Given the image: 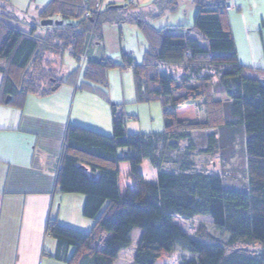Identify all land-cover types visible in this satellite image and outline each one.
<instances>
[{"label": "trees", "instance_id": "trees-1", "mask_svg": "<svg viewBox=\"0 0 264 264\" xmlns=\"http://www.w3.org/2000/svg\"><path fill=\"white\" fill-rule=\"evenodd\" d=\"M86 1L85 10H92L97 0ZM176 1L156 0L155 6L174 11ZM82 2L53 0L25 30L10 23L14 12L0 0V59L5 62L0 71L6 95L54 91L62 80L65 53L82 62L85 81L104 84L107 70L118 65L87 59L89 44L103 24L127 23L140 26L147 42L141 64L123 57L136 99L162 97L168 107L161 133H127L128 117L116 105L110 106V135L77 125L67 128L56 184L61 193L83 195V215L94 222L85 233L47 221L46 232L64 249L73 247L68 264H114L130 245L134 229L140 234L130 264H158L177 248L190 255L179 264H264V70L238 61L227 0H194L198 8L192 27L160 28L148 27L141 13H132L129 1L88 18ZM49 18L61 23L40 24ZM37 28L45 33L35 34ZM161 68L176 73L162 76ZM37 77L46 81L44 87L35 84ZM189 104L205 114L203 121L178 117ZM194 132L204 134L201 152L209 155L220 144L238 142L245 179L227 183L217 173L191 169L186 160L168 170L164 154L177 150L180 140L191 149ZM169 139L173 141L167 143ZM143 161L156 170L154 179L140 171ZM127 178L130 185L123 186ZM196 216L209 217L224 239L202 225L187 230L178 220Z\"/></svg>", "mask_w": 264, "mask_h": 264}, {"label": "crops", "instance_id": "crops-1", "mask_svg": "<svg viewBox=\"0 0 264 264\" xmlns=\"http://www.w3.org/2000/svg\"><path fill=\"white\" fill-rule=\"evenodd\" d=\"M4 1L14 12L15 19H10V23L28 30L32 19L38 18L53 0ZM127 1L101 0L103 9L125 5ZM132 1L131 6L137 13L148 15L152 8L157 9L156 0ZM58 2L79 4L80 0ZM157 16L158 13H153L150 18ZM253 18L261 24L259 35L246 30L247 53L238 57V61L252 69L264 70V14ZM139 29L142 31L140 26ZM44 33V29L35 30V34ZM138 38L136 35L134 44L127 42L121 27L109 23L102 25L100 35L90 42L86 57L94 61L109 60L118 65L107 70L104 84L82 82L81 75L65 80L63 77L68 71L63 70L61 64L62 80L54 91L43 95H6L4 75L0 71V264H68L73 247L64 249L58 244L57 239L45 230L47 221L53 220L85 233L93 227V220L83 215L85 197L61 193L56 184L65 134L70 125L110 135V106L116 105L121 106L128 117L126 131L129 134L163 132L165 103L161 99L138 102L132 75L123 68V57L129 53L136 64L143 62L147 42L143 37ZM123 41H126L125 51L121 46ZM109 43L120 51L119 63L107 57L111 55L105 52ZM137 46H141L140 54L136 52ZM3 66L5 62L0 59V68ZM127 184L130 185V180ZM139 234V229L131 232V243L134 239L138 242ZM129 248L130 245L118 253L114 264L119 261V264H126L124 260L121 262V257L127 253L132 263L135 252L129 253Z\"/></svg>", "mask_w": 264, "mask_h": 264}, {"label": "rangeland", "instance_id": "rangeland-1", "mask_svg": "<svg viewBox=\"0 0 264 264\" xmlns=\"http://www.w3.org/2000/svg\"><path fill=\"white\" fill-rule=\"evenodd\" d=\"M227 2L228 4L233 3L234 6L233 10L228 11V16L235 43V49L238 55L237 57L242 58L247 53L245 44L246 30H250V33H254L255 36L259 35V29L261 28V24L260 22L255 20L253 16H263L264 0H227ZM133 4L134 2L132 1L131 5ZM197 8L198 7L195 4L194 0H177L176 9L174 11H160L158 8L156 10L152 8L148 15L145 14V12H142L141 14L143 20L148 24V27L150 28H160L165 26L175 27L181 24L192 27L196 16ZM136 10L137 9H135V7L131 8L132 13H135ZM153 13H158V16L155 18H150ZM254 26L256 27L252 29V27ZM120 27L122 28V33L124 34L127 42H132L134 44V39L136 38V35L139 36L138 39H142V37L143 39H145L143 31H141L137 25L123 23V25H121ZM126 41L121 42L123 51L126 50L124 49L126 47ZM130 46L134 47L133 45ZM116 49V45H110L109 43L106 44L105 52L107 54H111L107 56L108 58H111L114 62L119 63L121 53ZM136 52L140 54L141 46H137ZM53 57L54 56H52V58ZM62 61L63 70L68 71L67 74L63 77L65 80H67V78L70 79V77L75 79L74 77H77V75H81L82 82L84 81L82 67H80V65H82V62L80 60L74 58L68 53H65ZM123 68L125 69V66H123ZM171 70V74L175 75V68H166L165 70L161 69L160 74L162 76H165L169 74ZM39 79L40 78L37 77L35 84L44 87L46 85V81H40ZM218 97L221 99H226L221 94L218 95ZM160 99L161 102L165 103L164 110H166V107H168V102H166L165 99L162 97ZM178 117L180 119H198L203 121L205 119V114L200 109H197L194 104H189L179 109ZM171 141H173V139H169L167 143ZM193 141L194 144L191 149L187 148L189 144L187 140L177 141V150L171 152L169 151V153L166 152L167 154H164L168 155V162H165L164 166L168 170H176L178 167L177 163L181 160H186L189 163L190 167H192L191 169L206 173H217L221 175L224 181L227 183L233 184L236 180L237 182H240L241 179H245V160L241 150L242 147L238 142H225L222 145L220 144L217 147L216 153L209 155L201 152V149H203L205 146V138L203 133L194 132ZM172 160H175L176 162L174 163L172 162ZM140 170L150 180L153 179L154 176H156V170L146 161L143 162L142 166H140ZM128 181V178L122 179V185L124 186L128 183ZM178 220L179 223H181V225L187 230H193L196 229L198 226L202 225L206 228L209 233L213 234L214 236H217L221 240L224 239V236L221 234L220 231L214 228L211 219L208 217L196 216L191 219L178 218ZM133 241L134 242L130 244L129 248V253L131 254H133L132 252H135L137 248V241L135 239ZM189 257L190 255L188 253L177 248L170 255L161 259L158 264H179L182 260L187 259ZM121 258V262H123L124 260L126 264L130 263V254H124Z\"/></svg>", "mask_w": 264, "mask_h": 264}, {"label": "built area", "instance_id": "built-area-1", "mask_svg": "<svg viewBox=\"0 0 264 264\" xmlns=\"http://www.w3.org/2000/svg\"><path fill=\"white\" fill-rule=\"evenodd\" d=\"M128 1H129V3H132V0H128ZM82 6L84 8V17L85 18H88L91 15H93L94 13H98L102 9L103 4H102L101 0H97L94 3V5H93L92 10H85V8L88 6V4H87V1L86 0H83ZM232 8H234L233 5L228 6V9H232ZM127 56L130 57L131 56V53L127 54ZM125 71H127V72L130 73V67L129 66H125Z\"/></svg>", "mask_w": 264, "mask_h": 264}, {"label": "water", "instance_id": "water-1", "mask_svg": "<svg viewBox=\"0 0 264 264\" xmlns=\"http://www.w3.org/2000/svg\"><path fill=\"white\" fill-rule=\"evenodd\" d=\"M59 23H61V21L53 20V19H51V18H49V19H42V20L40 21V24H41L42 26L52 25V24H59Z\"/></svg>", "mask_w": 264, "mask_h": 264}]
</instances>
